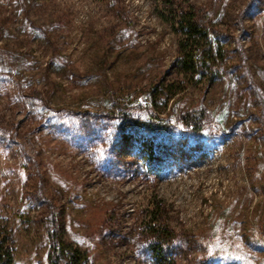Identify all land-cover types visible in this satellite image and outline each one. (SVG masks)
Wrapping results in <instances>:
<instances>
[{"label":"rangeland","instance_id":"1","mask_svg":"<svg viewBox=\"0 0 264 264\" xmlns=\"http://www.w3.org/2000/svg\"><path fill=\"white\" fill-rule=\"evenodd\" d=\"M170 9L210 48L193 76ZM171 83L166 126L129 128L118 104L145 118ZM0 132L15 264L55 262L50 227L79 264H159L137 232L153 203L177 264H264V0H0Z\"/></svg>","mask_w":264,"mask_h":264},{"label":"trees","instance_id":"2","mask_svg":"<svg viewBox=\"0 0 264 264\" xmlns=\"http://www.w3.org/2000/svg\"><path fill=\"white\" fill-rule=\"evenodd\" d=\"M173 7L172 2L168 5ZM169 14L172 16V25L175 29H182V37L179 42V65L180 70L178 74L184 78L195 75L198 71L197 67L203 66V62L210 61L211 54L209 49H203V43L201 38L197 37L199 34V23L195 21V14L191 13V10L181 9V11L169 10ZM176 29V30H178ZM209 31L206 29V35L209 36ZM216 42V41H214ZM207 49V50H206ZM184 87L176 83H171L169 85L163 86L160 91L158 87H153L151 89L143 90V98L145 103L149 105L152 109L147 113L145 118L136 117L131 113L128 103L124 105L118 104L119 114L121 118L125 119L128 123L129 128L140 129L145 125L148 130H161L162 127L166 126L162 123L161 114H163L168 106V102L173 99L172 102L176 100V96L183 92ZM130 99V96H126ZM93 113V112H92ZM205 111L202 109H183L181 111L180 117L185 120L188 125H192L191 128L195 131L200 130V124L203 118L206 116ZM91 114V111H90ZM2 133L0 132V135ZM110 150L106 149L103 154L98 157L101 162H108ZM103 156V157H102ZM152 216L146 221H142L140 224V229L137 231L141 234L142 245L153 252L154 256L159 259V264H177L176 261L169 256L171 251L175 249L178 245L176 234L170 230L169 226L165 223L166 219L163 217L160 211V206L154 205ZM53 205V204H52ZM0 218V264H15V250L14 241L12 234L7 230V228L2 224ZM57 229L55 227H50L49 235L52 241V253L55 262L53 264L59 263V261H64V264H79L76 257V251L73 249L65 248L64 243L58 239ZM168 260V261H167ZM52 261V260H51Z\"/></svg>","mask_w":264,"mask_h":264}]
</instances>
